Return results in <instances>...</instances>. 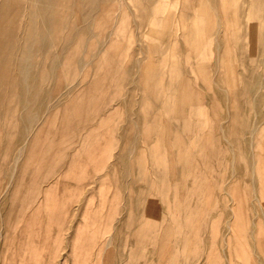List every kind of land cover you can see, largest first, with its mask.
I'll return each mask as SVG.
<instances>
[{"label": "rangeland", "instance_id": "374dc122", "mask_svg": "<svg viewBox=\"0 0 264 264\" xmlns=\"http://www.w3.org/2000/svg\"><path fill=\"white\" fill-rule=\"evenodd\" d=\"M263 3L104 4L85 42L103 46L92 64L78 73L86 52L72 43L0 119V264H264ZM11 76L0 74L2 112ZM170 81L189 86V129L165 106ZM35 96L40 119L16 158Z\"/></svg>", "mask_w": 264, "mask_h": 264}, {"label": "bare ground", "instance_id": "6f19581e", "mask_svg": "<svg viewBox=\"0 0 264 264\" xmlns=\"http://www.w3.org/2000/svg\"><path fill=\"white\" fill-rule=\"evenodd\" d=\"M112 1L113 0H0V74L4 73L6 75L7 74L12 75L11 78L8 80L7 88L9 90V92H7L5 94V99H4L6 107H5L3 112H2V109H0V119L6 118L5 114L7 113V107L9 104H11L13 102L17 103V104H15V106L19 105L21 108H24L27 105V102H29L31 100L30 99L31 98V92L33 90L36 91L37 88L40 91L39 87H37V80L39 79V76L40 75L42 76L45 72H47L49 75H55L56 69L58 68L59 64H62L61 63L62 57L63 56L68 57V52H70V45L72 43H73V46H72L73 50L76 51V50H80L81 48H84L85 52H86L85 54H82L74 63L75 66H78V69H76L78 71V73L81 70L83 63L87 62V63L92 64V61L99 55V53H101L103 46L101 44V41H98L96 45L89 46V47L87 45H85V42H86V39L89 37V33L91 32V29H92V26L94 23V19H95L96 15L98 14L99 10L104 11L103 5L108 4V3L111 4ZM119 1H121V0H119ZM262 1L264 2V0H262ZM245 3H248V2H244V4ZM252 3H253V1H252ZM245 5H247V4H245ZM262 5H263L262 7L264 8V3ZM118 6H119V8H121L120 4ZM263 22H264V20H263ZM61 30H63V34H61ZM194 40L197 41V39H194ZM199 42H201V41H199ZM201 44H203V43H201ZM200 48H202V46H200L199 49ZM207 52H209V51H207ZM23 55H24V67H23V69L17 70L15 68L16 58L18 56H19V58H21ZM217 59H218V57H217ZM188 60H189V57H188ZM135 62H137V60H135ZM46 65H50L49 70L45 68ZM217 67H219V66L217 65ZM1 68H3L2 71H1ZM106 73L107 72L104 71L100 75L101 79H103V77ZM213 74H215V73H213ZM14 76H16L17 78L15 79ZM75 80H76V78H75ZM171 80H172V78H171ZM175 82L170 81L168 83L169 86L167 85L166 88L164 89V91H166L165 92L166 93L165 106H166V108H169V107L173 108L174 111L178 110L179 115H178V111H177V115L175 117H173L174 118L173 120H176V122L182 123L184 128L189 129L190 125L192 123V121H191V114L192 113H189V111L185 112V110H186V108L190 109L192 107V105H194V103L192 102V100L190 98L191 94H190L189 86L186 85L184 83V81L183 82L179 81L180 83L178 81H175ZM71 85L72 84H70L69 86H71ZM117 91H119V90H117ZM169 91H171V94L174 96V102H172V98L169 95ZM225 93H226V91H225ZM85 94L86 95L90 94V91L86 88H84V90L78 94V97H81L82 95H85ZM36 96H38V94H36ZM36 96H35L34 101H33L34 105H36V106L33 107L32 110L29 111V113L20 112L18 114V118L21 119V121L23 122V126L20 128V137H21L20 140L21 141H19L20 143L18 144L17 150L15 151V153L17 155L16 158L21 154V152L24 149V146H25V143H26V140L28 137L27 130H28L29 126L32 124L34 119H36L35 122H38L40 119L38 117L39 115H38V109L37 108H38V106L41 107L44 104V102L41 103L36 98ZM247 96H250V95H247ZM71 101H73V97L71 98ZM113 101H114V98H113ZM40 103H41V105H40ZM50 106L51 105H48V107H50ZM103 107H104V105H103ZM115 108H116V106H115ZM199 109L202 110V108H198L197 110H199ZM45 110L47 111V109H45ZM62 110H64V109H62ZM197 110H196V112H197ZM2 113H3V115H5L3 118H2ZM64 113H62V114H64ZM198 113L201 114L203 112L200 111ZM66 114H68V113H66ZM62 116H61V118H62ZM66 117L68 118L69 116L66 115ZM196 117L198 120L197 122H199V120L202 119L201 117H200V119L198 118V116H196ZM144 121H145V119H144ZM146 121H149L150 126L157 124L156 121L153 120V118H151L149 120L146 119ZM62 122H63V118H62ZM64 122H65V120H64ZM199 123H197L196 125H198ZM201 124L202 123H200V125ZM62 128H63V126L60 127L59 131H61ZM197 129H198V127H197ZM151 130H153V127L148 126L147 132H150ZM249 131L252 134L254 132V127L249 126ZM62 132L64 133L63 130H62ZM145 132H146V130H145ZM10 136H12V135H10ZM146 136H149V134ZM149 138H150V136L148 137V139ZM227 139H228V137H227ZM227 139H224V140H227ZM65 140H66V138H65ZM32 143H34V141ZM191 143H192V141H191ZM57 147H59V146H57ZM31 149H32V147H31ZM33 150H34V148H33ZM37 150H38V147H37ZM61 152H60V154H61ZM109 152H110V150H109ZM232 152L233 151H231V153ZM28 153H31V151ZM48 153H50V152L48 151ZM13 157H14V155H13ZM43 159H45V158H43ZM38 160H37V162H38ZM16 161H15V163H16ZM44 161H46V160H44ZM15 163H14V167H15ZM101 164H102L101 167L105 166V165H103L102 162H101ZM66 167H68V166H66ZM252 167H253V164H250L251 170H252ZM14 170L15 169H13L12 171H14ZM68 170H70V169L68 168ZM231 173H232V171H231ZM54 174H55V172H54ZM68 177H70V176L68 175ZM10 180H11V178H10ZM162 182L164 183L163 178H162L161 183ZM222 188L223 187H221V189ZM64 208H65V206H64ZM57 209L58 208H56V210ZM59 214H62V213H59ZM59 214H56V215L58 216ZM183 242H184V240H183Z\"/></svg>", "mask_w": 264, "mask_h": 264}]
</instances>
